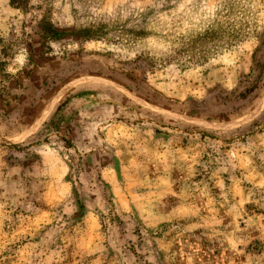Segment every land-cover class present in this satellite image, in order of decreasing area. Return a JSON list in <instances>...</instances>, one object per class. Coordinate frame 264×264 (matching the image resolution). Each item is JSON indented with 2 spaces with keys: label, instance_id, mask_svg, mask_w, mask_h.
Masks as SVG:
<instances>
[{
  "label": "rangeland",
  "instance_id": "rangeland-1",
  "mask_svg": "<svg viewBox=\"0 0 264 264\" xmlns=\"http://www.w3.org/2000/svg\"><path fill=\"white\" fill-rule=\"evenodd\" d=\"M0 0V264H264V0Z\"/></svg>",
  "mask_w": 264,
  "mask_h": 264
},
{
  "label": "trees",
  "instance_id": "trees-1",
  "mask_svg": "<svg viewBox=\"0 0 264 264\" xmlns=\"http://www.w3.org/2000/svg\"><path fill=\"white\" fill-rule=\"evenodd\" d=\"M14 4H17L19 6L20 5V0H16V2H14Z\"/></svg>",
  "mask_w": 264,
  "mask_h": 264
}]
</instances>
